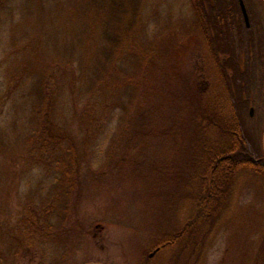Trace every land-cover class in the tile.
Wrapping results in <instances>:
<instances>
[{
  "label": "rangeland",
  "instance_id": "rangeland-1",
  "mask_svg": "<svg viewBox=\"0 0 264 264\" xmlns=\"http://www.w3.org/2000/svg\"><path fill=\"white\" fill-rule=\"evenodd\" d=\"M138 2L139 17L134 27L143 54L130 66L137 85L123 98L126 110L120 100L110 99L104 108H91L88 100L77 102L68 89L56 95L54 118L77 147L80 180L70 201L64 204L62 196L58 202V212L49 220L54 229H49L41 215L35 220L34 214H41L44 200L54 194L70 195L68 189L58 187L66 180L64 174L54 171L49 159L36 155L39 147L31 140L32 108L25 104L35 80L25 79V72L34 61L27 44L38 46L35 29L25 25L18 28L5 20L0 25L2 264H255L264 229V178L254 174L238 179L231 201L205 239L199 258L185 254L176 261L174 246L150 257L168 227L183 225L192 216V204L178 195L191 188L185 179L188 173L183 171L188 170V156L184 148L176 149L186 145L184 139L167 137L168 126L163 121L153 116L146 132L138 134L134 133L132 116L140 108L151 109L144 98L150 78L160 79L164 73L187 77L197 69L203 71L204 86L210 88L212 83L215 90L219 76L191 0ZM255 33L261 37L258 24ZM144 49L152 54V60ZM262 61L259 52H251L248 65L253 84L247 96L249 117L245 118L247 133L256 140L261 153Z\"/></svg>",
  "mask_w": 264,
  "mask_h": 264
},
{
  "label": "trees",
  "instance_id": "trees-1",
  "mask_svg": "<svg viewBox=\"0 0 264 264\" xmlns=\"http://www.w3.org/2000/svg\"><path fill=\"white\" fill-rule=\"evenodd\" d=\"M240 1L191 0L218 72L215 90L212 83L210 88L204 86L202 70L194 69L187 77L164 73L160 79L150 78L145 87L144 98L151 109L140 108L132 116L134 133H145L154 116L167 124V137L178 135L186 144L176 149L187 152L188 170L183 171L188 173L185 179L191 188L178 195L192 204V216L183 225L168 227L155 248L176 247V261L185 254L200 257L205 239L227 209L242 175L264 178V152L245 124L250 111L247 96L253 84L248 65L251 52H259L264 65V0H244L250 27ZM138 6V0H0V25L5 20L18 28L35 29L38 46L27 44L34 61L25 72V79L35 80L25 104L32 108L31 140L39 147L36 155L49 159L52 169L64 174L66 180L58 187L68 189L70 195L60 192L44 200L42 213L36 212L35 220L41 215L49 224L62 196L64 204L70 201L80 180L77 147L54 118L56 95L68 89L77 102L88 100L91 108H104L110 99L120 100L126 110L123 98L137 85L130 66L143 54L134 27ZM256 24L261 37L256 36ZM144 54L152 60L145 49ZM150 74H154L152 70ZM54 228L49 224V229ZM260 241L255 264L264 262V229Z\"/></svg>",
  "mask_w": 264,
  "mask_h": 264
},
{
  "label": "water",
  "instance_id": "water-1",
  "mask_svg": "<svg viewBox=\"0 0 264 264\" xmlns=\"http://www.w3.org/2000/svg\"><path fill=\"white\" fill-rule=\"evenodd\" d=\"M240 3H241L242 12H243V15H244V18H245V22H246L247 26L250 27L251 26V24H250V17H249V13H248L246 4H245L244 0H241ZM253 115H254V110L251 111V116H253ZM159 250L160 249H158L157 251H155L154 253H152L150 255V257L153 258L155 256V254ZM0 264H2V262H1V251H0Z\"/></svg>",
  "mask_w": 264,
  "mask_h": 264
}]
</instances>
